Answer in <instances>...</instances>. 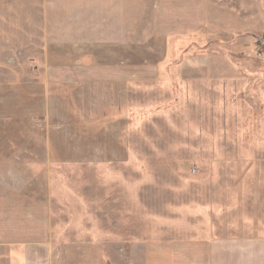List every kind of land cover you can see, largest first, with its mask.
<instances>
[{"label": "rangeland", "instance_id": "1", "mask_svg": "<svg viewBox=\"0 0 264 264\" xmlns=\"http://www.w3.org/2000/svg\"><path fill=\"white\" fill-rule=\"evenodd\" d=\"M116 3L0 0V214L38 210L52 264H168L264 161V0ZM23 246L0 237V264L45 250Z\"/></svg>", "mask_w": 264, "mask_h": 264}, {"label": "crops", "instance_id": "2", "mask_svg": "<svg viewBox=\"0 0 264 264\" xmlns=\"http://www.w3.org/2000/svg\"><path fill=\"white\" fill-rule=\"evenodd\" d=\"M114 1L117 2L115 6L123 7L125 0ZM208 4V0H153L151 18L205 19ZM79 8H84V17L92 15L86 11L90 7ZM237 164L243 169L237 178L238 187L233 189L222 184L217 190L214 188L210 201L211 226L209 229L203 226V231L199 230V236L195 238L170 242L165 257L168 264H264V161L242 160ZM250 168L254 169L253 175ZM27 211H3L0 214V237L12 244L24 245L29 256L31 250L35 252L34 247L45 248L43 255L27 257L26 264H52L44 222L38 218L41 213ZM216 211L229 218L228 230L233 234L217 233ZM222 225L220 230L225 231L227 225Z\"/></svg>", "mask_w": 264, "mask_h": 264}, {"label": "water", "instance_id": "3", "mask_svg": "<svg viewBox=\"0 0 264 264\" xmlns=\"http://www.w3.org/2000/svg\"><path fill=\"white\" fill-rule=\"evenodd\" d=\"M262 42L264 43V34H263V39H262Z\"/></svg>", "mask_w": 264, "mask_h": 264}]
</instances>
